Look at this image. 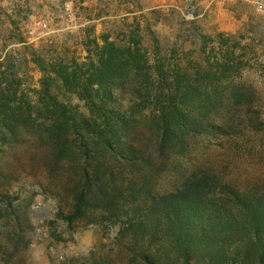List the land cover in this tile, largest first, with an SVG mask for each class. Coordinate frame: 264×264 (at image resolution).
I'll return each instance as SVG.
<instances>
[{"label":"trees","instance_id":"trees-1","mask_svg":"<svg viewBox=\"0 0 264 264\" xmlns=\"http://www.w3.org/2000/svg\"><path fill=\"white\" fill-rule=\"evenodd\" d=\"M137 30L123 45L90 39L84 61L40 65L35 98L2 73L0 155L29 142L47 169L67 173L69 209L57 214L67 222L98 209L103 236L81 264H264V179L240 187L197 170L156 188L189 141L224 134L216 117L254 98L232 81L238 43L220 34L221 60L205 64L155 45L150 63ZM10 196L0 189V264H29V221Z\"/></svg>","mask_w":264,"mask_h":264},{"label":"rangeland","instance_id":"rangeland-1","mask_svg":"<svg viewBox=\"0 0 264 264\" xmlns=\"http://www.w3.org/2000/svg\"><path fill=\"white\" fill-rule=\"evenodd\" d=\"M7 15L18 21L17 30ZM135 29L150 63L155 45L161 56L182 57V64H205L206 54L221 60L223 34L238 43L236 54L244 62L233 84L254 96L216 117L226 126L224 134L189 141L187 151L172 158L157 190H172L197 170L240 187L262 181L264 88L254 86L248 75L249 70L264 74V0H0V75L16 77L19 91L35 98L40 65L60 57L84 61L90 39L101 42L108 35L123 45ZM203 37L209 40L205 48ZM43 155L29 142L0 155V189L13 196L15 210L27 215L29 246L23 254L29 264H81L103 236L93 221L98 209L68 222L59 217L69 209L67 173L47 169Z\"/></svg>","mask_w":264,"mask_h":264},{"label":"clouds","instance_id":"clouds-1","mask_svg":"<svg viewBox=\"0 0 264 264\" xmlns=\"http://www.w3.org/2000/svg\"><path fill=\"white\" fill-rule=\"evenodd\" d=\"M248 76L254 86H256L257 88H264V74H261L257 71L249 70Z\"/></svg>","mask_w":264,"mask_h":264}]
</instances>
